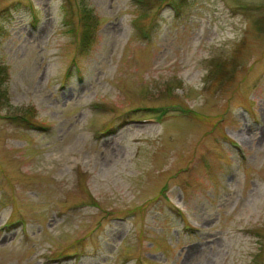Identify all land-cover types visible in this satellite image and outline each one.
<instances>
[{
	"label": "rangeland",
	"instance_id": "1",
	"mask_svg": "<svg viewBox=\"0 0 264 264\" xmlns=\"http://www.w3.org/2000/svg\"><path fill=\"white\" fill-rule=\"evenodd\" d=\"M0 67V264H264V0H0Z\"/></svg>",
	"mask_w": 264,
	"mask_h": 264
},
{
	"label": "trees",
	"instance_id": "2",
	"mask_svg": "<svg viewBox=\"0 0 264 264\" xmlns=\"http://www.w3.org/2000/svg\"><path fill=\"white\" fill-rule=\"evenodd\" d=\"M81 15H82V17H81L82 22H80V24H81L80 29H82L81 38H80L81 39V46L83 48H86L87 46H90L92 39H93L94 35L96 34L95 31L97 29L95 27L98 26L99 17L95 16V15H93V16L90 15V13L87 10L85 11L84 9L81 11ZM92 19L95 20V22H96L95 27H93V29L90 28V25H85L88 21L90 22V20H92ZM0 74H2L1 67H0ZM2 81L3 80H1V78H0V103H1V105H2V103H5V102H6V104L8 103L7 92L1 86ZM2 100H4L5 102H2ZM28 114H29L28 111L12 112V113H9V115H7L6 118H9L11 121H21V122H24L25 125L35 127L31 121V119H28V117H29ZM29 118H31V116Z\"/></svg>",
	"mask_w": 264,
	"mask_h": 264
}]
</instances>
